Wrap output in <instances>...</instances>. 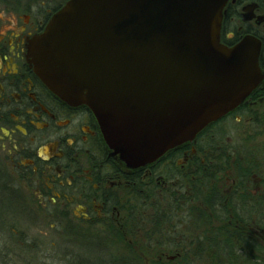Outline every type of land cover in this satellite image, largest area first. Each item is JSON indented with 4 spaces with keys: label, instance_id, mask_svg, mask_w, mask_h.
<instances>
[{
    "label": "flooded vegetation",
    "instance_id": "1",
    "mask_svg": "<svg viewBox=\"0 0 264 264\" xmlns=\"http://www.w3.org/2000/svg\"><path fill=\"white\" fill-rule=\"evenodd\" d=\"M61 5L45 12L41 6L35 14L10 10L13 13L0 23V199L2 204L25 205L28 223L23 249L31 255L28 264H74L65 261L68 253L75 254V261L87 257V262L78 264H98L96 254L102 253L110 255L105 264H139L144 253V206L152 193L155 202L168 199L174 212L171 219L178 207L200 195L204 211L213 206L218 218L233 219L234 234L249 243V251L239 246L238 257L250 254L253 243L264 242V172H257L251 159L239 164L237 161L247 160L239 155L241 150L232 151L239 157L233 160L227 159L231 151L225 152L227 165L213 170L210 164L220 148L215 143L224 141L222 121L230 116L236 119L240 111L264 100V79L237 108L193 140L152 164L130 169L105 145L91 110L57 98L28 62L29 41L43 31ZM262 30L264 0L225 1L220 41L230 47L245 35L256 36L263 71ZM250 138V134L240 135L239 141L250 142ZM201 163L204 166L199 169ZM168 184L170 192L162 195ZM152 209L150 226L157 232L165 215L154 217L160 206ZM46 222L52 235L50 230L44 231L42 223ZM170 234V244L163 242L158 248L154 264H175L190 248L176 242L180 233ZM53 238L57 247L48 245ZM91 257L93 262H89Z\"/></svg>",
    "mask_w": 264,
    "mask_h": 264
},
{
    "label": "water",
    "instance_id": "2",
    "mask_svg": "<svg viewBox=\"0 0 264 264\" xmlns=\"http://www.w3.org/2000/svg\"><path fill=\"white\" fill-rule=\"evenodd\" d=\"M226 0H67L28 44L46 87L86 105L112 155L153 163L234 110L264 79L260 40L220 43Z\"/></svg>",
    "mask_w": 264,
    "mask_h": 264
},
{
    "label": "rangeland",
    "instance_id": "3",
    "mask_svg": "<svg viewBox=\"0 0 264 264\" xmlns=\"http://www.w3.org/2000/svg\"><path fill=\"white\" fill-rule=\"evenodd\" d=\"M7 2L0 1V23L1 19H6L10 16L9 13L13 11L20 14L34 13L37 8L43 6L41 12H45L46 9L57 7L63 3L64 0H6ZM13 10V11H10ZM264 30L261 31L263 33ZM239 117L234 118L230 116L228 119L222 121L223 130V142L215 143L214 146L220 147L213 153L217 155L211 158L213 170L215 167H221L227 165L225 160V152L231 151L228 155L229 160L238 159L239 157L232 151H239V155L242 159L237 161L239 164H248L249 159L257 167V172H264V100L258 101L256 106L244 111H240L237 114ZM251 135L250 142H240V135ZM227 135L229 136L227 138ZM249 141V140H248ZM217 144V145H216ZM222 146H224L222 148ZM230 162V161H229ZM199 169L204 164H198ZM212 173V171H210ZM171 185H165L161 194L170 192ZM162 188V186H161ZM178 188V186L176 187ZM184 189H182L183 191ZM167 197V196H166ZM155 196L150 195L146 198L144 210L146 212L145 229L141 227L143 232L142 245L144 249L142 262L139 264H154L158 255V248L163 246V242L170 244L172 238L170 237V231L174 233L178 232L180 235L177 237L176 242L189 244L190 248L182 254L181 257L175 260V264L183 262V264H264V242L256 241L253 243L252 250L249 253H244L238 257L237 251L239 246H242L244 250L249 251V243L245 240L240 241L234 234V221L233 219H221L218 218V214L213 212V206L209 207V211H204L203 204L201 202V196L188 201L187 205H182V208L178 207L177 212L172 218L173 211L171 212L168 205L167 198H161V202H155ZM3 202V201H2ZM9 203V202H8ZM153 203V204H152ZM160 203V204H159ZM165 203V204H164ZM152 204V207L150 206ZM154 206H160V211H154V217L157 214L163 216L161 224L156 229L157 232H152L150 226L149 217L153 213ZM25 205L23 204H2L0 199V264H28L30 260V254L26 253L25 238L27 233V213H25ZM186 209V210H185ZM190 212V213H187ZM213 214L215 218L207 215ZM169 218L171 220H169ZM218 218V219H217ZM142 223H144L142 221ZM40 224V223H39ZM176 224V226H175ZM44 231L52 230L49 222L42 223ZM206 236L210 237V240ZM149 237V238H148ZM49 246L57 247L58 242L53 238V242L48 239ZM167 249V248H165ZM71 251L70 253H72ZM165 252H169L165 250ZM253 252V253H252ZM102 253V252H101ZM97 255V263L105 264L107 258L110 259V255L102 253ZM116 256L117 254L114 253ZM75 254H67L65 256L66 262H74L78 264L79 261L87 262V257L84 256L80 260L75 261ZM126 259V258H124ZM128 261V259H126ZM89 262L92 261V257L89 258ZM162 264H169L163 261Z\"/></svg>",
    "mask_w": 264,
    "mask_h": 264
},
{
    "label": "trees",
    "instance_id": "4",
    "mask_svg": "<svg viewBox=\"0 0 264 264\" xmlns=\"http://www.w3.org/2000/svg\"><path fill=\"white\" fill-rule=\"evenodd\" d=\"M0 1H3V0H0ZM4 2H7L8 3V1H6V0H4Z\"/></svg>",
    "mask_w": 264,
    "mask_h": 264
}]
</instances>
